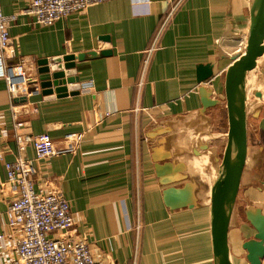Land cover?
<instances>
[{"label": "crops", "instance_id": "0c3cea01", "mask_svg": "<svg viewBox=\"0 0 264 264\" xmlns=\"http://www.w3.org/2000/svg\"><path fill=\"white\" fill-rule=\"evenodd\" d=\"M31 2L2 0L4 15L17 16L6 64L26 57L39 73V61L86 57L76 61L67 96L30 98L33 117L18 132L12 113L25 92L12 99L0 78V233L10 197L2 190L5 161L35 159L31 145L21 152L17 137L46 133L61 146L66 134L85 133L75 154L38 167L70 202L95 255L114 264H214L210 206L228 128L224 74L245 50L250 0H109L48 27L24 13ZM260 62L249 77L248 155L229 229L233 264H249L243 244L256 231L247 213L264 215ZM201 64L214 71L203 86L222 102L208 109L197 83ZM168 187L186 191L191 206L167 207ZM2 255L0 249V264H9Z\"/></svg>", "mask_w": 264, "mask_h": 264}, {"label": "built area", "instance_id": "2783aa9c", "mask_svg": "<svg viewBox=\"0 0 264 264\" xmlns=\"http://www.w3.org/2000/svg\"><path fill=\"white\" fill-rule=\"evenodd\" d=\"M106 1L109 0H32L24 13L33 16L36 24L48 27L72 13L86 11ZM16 20V15H4L0 0V78L6 81L12 99L20 98L17 96L20 91L25 92V97L12 113L14 130L18 132L27 127L33 117L34 109L29 100L40 95L41 82L38 70L29 58L6 64L5 51L11 44L9 29ZM154 50L147 51L145 68ZM84 138L85 133H68L62 145L57 146L46 133L29 140L17 137L21 152L25 151L27 144L31 145L35 159L19 156L13 161H5L7 180L2 190L10 197L7 228L0 233V249L7 263L114 264L95 255L87 237L78 231L70 202L38 167L39 163L53 157L75 154ZM4 160L5 154L0 152V161Z\"/></svg>", "mask_w": 264, "mask_h": 264}, {"label": "water", "instance_id": "95a60500", "mask_svg": "<svg viewBox=\"0 0 264 264\" xmlns=\"http://www.w3.org/2000/svg\"><path fill=\"white\" fill-rule=\"evenodd\" d=\"M264 56V0H250V26L246 38L244 53L234 59L224 74V96L227 109L228 128L226 144L220 165L211 189V237L214 264H233L229 229L235 210L242 175L248 155V114L249 77ZM86 55L78 57L66 55L51 60L39 61L41 93L47 98L64 97L69 94L68 84L76 74V61H82ZM214 76L210 64H201L197 68V83L204 109L222 102L212 98V91L203 84ZM78 82V81H77ZM72 91L71 94H78ZM170 182L166 181V185ZM183 200V203H180ZM186 191L168 187L165 192L166 206L172 209L191 206ZM256 234L243 244L249 264H262L264 260V215L260 210L247 213Z\"/></svg>", "mask_w": 264, "mask_h": 264}, {"label": "rangeland", "instance_id": "374dc122", "mask_svg": "<svg viewBox=\"0 0 264 264\" xmlns=\"http://www.w3.org/2000/svg\"><path fill=\"white\" fill-rule=\"evenodd\" d=\"M260 61L261 62H264V56L260 59ZM259 61V62H260ZM261 62L259 63V64H261ZM259 66V65H258ZM259 72H260V69L258 68L257 70H255L254 72H252V74L251 75H258L259 74ZM251 97V96H250Z\"/></svg>", "mask_w": 264, "mask_h": 264}, {"label": "bare ground", "instance_id": "6f19581e", "mask_svg": "<svg viewBox=\"0 0 264 264\" xmlns=\"http://www.w3.org/2000/svg\"><path fill=\"white\" fill-rule=\"evenodd\" d=\"M244 51H245V50H244ZM243 53H244V52H243ZM243 53H242V54H243ZM242 54H241V55H242ZM241 55H240V56H241ZM240 56H239V57H240Z\"/></svg>", "mask_w": 264, "mask_h": 264}]
</instances>
